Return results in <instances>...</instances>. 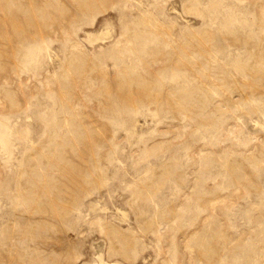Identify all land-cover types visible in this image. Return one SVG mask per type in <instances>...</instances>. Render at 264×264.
<instances>
[{"label":"rangeland","instance_id":"374dc122","mask_svg":"<svg viewBox=\"0 0 264 264\" xmlns=\"http://www.w3.org/2000/svg\"><path fill=\"white\" fill-rule=\"evenodd\" d=\"M97 255L264 264V0H0V264Z\"/></svg>","mask_w":264,"mask_h":264},{"label":"bare ground","instance_id":"6f19581e","mask_svg":"<svg viewBox=\"0 0 264 264\" xmlns=\"http://www.w3.org/2000/svg\"><path fill=\"white\" fill-rule=\"evenodd\" d=\"M125 218H126V215L122 214V220H124ZM92 264H120V263L109 262V261L105 260L102 255H97L95 257V261Z\"/></svg>","mask_w":264,"mask_h":264}]
</instances>
